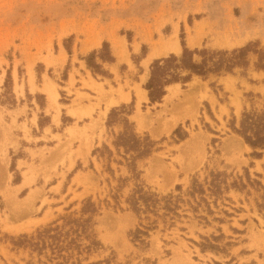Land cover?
<instances>
[{"label":"rangeland","instance_id":"1","mask_svg":"<svg viewBox=\"0 0 264 264\" xmlns=\"http://www.w3.org/2000/svg\"><path fill=\"white\" fill-rule=\"evenodd\" d=\"M174 40L179 51L164 52ZM183 43L241 64L171 84L174 103H153L151 65L181 55ZM94 51L102 73L89 67ZM192 82L201 83L196 104L181 106ZM123 104L137 132L159 142L139 176L114 145L125 114L108 125ZM262 112L264 0H0V264H264V148L234 130L245 114L256 126ZM194 137L197 163L187 171L175 159ZM236 137L248 146L226 148ZM155 154L177 170L170 185L151 168ZM137 184L173 194L179 215L162 200L141 219L127 201ZM32 192L29 209H8L10 197Z\"/></svg>","mask_w":264,"mask_h":264},{"label":"trees","instance_id":"2","mask_svg":"<svg viewBox=\"0 0 264 264\" xmlns=\"http://www.w3.org/2000/svg\"><path fill=\"white\" fill-rule=\"evenodd\" d=\"M184 50L181 55L172 54L169 57L157 59L151 65L152 74L151 79L147 83L146 88L149 90V96L153 103L162 101L163 97L167 94V87L174 83H187L193 76L199 75L204 78L209 77L210 74H220L222 71L231 72L235 65H240L239 62H234L231 64L232 60H226V58H221L218 62H213L211 57L208 55V50L206 49H191L185 43ZM109 43L106 42L104 49L108 48ZM243 48L233 51L234 53H239ZM222 55H226L227 52H220ZM97 51H94L89 59V67L94 69L97 67L95 72L102 73V68L99 64H95L92 61L95 58ZM195 54H200L203 59L199 62L193 60ZM133 109L127 110V105L123 104L119 107H115L111 110L108 120V125L112 126L114 119L124 113L123 122L125 123L124 129L116 136L114 145L116 147L117 154H121L122 149L124 154L122 155L126 164L129 167L131 173L137 176L142 174L139 169V163L141 161L149 158L155 151L159 150L158 141L151 138L149 134H140L137 132L135 124L130 121L128 115L130 116ZM264 117V112L261 113ZM248 114H245V118L242 122V127L237 128L234 126V130L243 136L248 144L254 148H264V118L260 119L256 126L253 125L252 120L247 118ZM105 148H108L105 146ZM109 149V148H108ZM110 150V149H109ZM99 150H97L98 152ZM95 151V154H97ZM111 155L113 151L110 150ZM130 155L127 157V155ZM103 157L102 154L99 155ZM119 164H123L121 160H115ZM128 162V163H127ZM203 189H199L198 192L203 193ZM195 190L193 189L192 193ZM173 194H168L159 198V194L152 192L150 190H145L140 184H137V188L129 195L127 201L130 207L139 215L148 212H154L152 209L159 206L160 201H165L164 208L169 212H173L177 215V209L173 208L171 204V199ZM144 233L141 229H138L135 234Z\"/></svg>","mask_w":264,"mask_h":264},{"label":"bare ground","instance_id":"3","mask_svg":"<svg viewBox=\"0 0 264 264\" xmlns=\"http://www.w3.org/2000/svg\"><path fill=\"white\" fill-rule=\"evenodd\" d=\"M176 38V37H175ZM180 48V43L178 40H174L171 41L168 45H165V50L164 52H169L170 50H174V51H179ZM117 52L118 54L124 58L127 57V49L126 46L123 42H120L117 44ZM191 88L185 93L182 101L183 103H181V106H183L184 104H188V107H190L191 105H195L196 104V97L197 93H199V90L201 89V83L199 82H192L191 83ZM177 85L176 86H171L170 87V92L171 94L166 95L165 96V105L168 106L170 103H174V99L176 96L179 95V90H177ZM50 97L53 101V105L55 107H57V99H58V91L57 88L53 85H50L48 88ZM124 99L129 100V98L127 96L124 97ZM139 99L140 101H144V100H148L147 97V90L146 89H140L139 90ZM115 101L111 100L109 102V105H114ZM186 104V105H187ZM175 108L173 109V112L178 113L179 115H185L189 110H185L184 113H182L181 111H179V105H175ZM72 110V109H71ZM73 111V110H72ZM179 119H181L180 117L175 118L174 120H170L165 124V129L166 130H171L175 124L179 121ZM139 121L142 123V120L139 119ZM160 130L159 127H156L154 129V133L155 134H159ZM246 145L244 143V141L239 138L236 137V140L234 141H229L227 142V144L225 145L226 148H233V147H239V145ZM197 144V139L196 137L186 141L181 147H180V153L179 155L176 157L175 162H177V164H180L185 170H190L192 167H194V165L197 163V159L195 157H193V154L195 152V147ZM84 144H82L83 146ZM81 146V147H82ZM248 146V145H246ZM1 158V157H0ZM2 162L6 160L7 162V158L4 159H0ZM151 168L153 170L158 171V174L162 173L164 178L161 181V186H167L170 185L172 182L175 181L176 175H177V170L176 168L173 166V164H165L162 159L155 154V156H153L151 159ZM30 181V179H27V182ZM34 197V192H32L28 197L22 199V200H16L15 198L10 197L9 198V210L13 209V208H17L19 209L21 212H24L26 209H29L30 206H32L34 204V202L32 201V198ZM10 229H13L15 231L22 229L23 227L20 226H10Z\"/></svg>","mask_w":264,"mask_h":264},{"label":"crops","instance_id":"4","mask_svg":"<svg viewBox=\"0 0 264 264\" xmlns=\"http://www.w3.org/2000/svg\"><path fill=\"white\" fill-rule=\"evenodd\" d=\"M103 83H104V82H103ZM85 93L90 94V95H92V96H95V94H94L93 92L89 91V90L86 91ZM147 96H148V94H147ZM103 107H104V105H103ZM19 141H20V140H18V142H17L18 144H19ZM11 148L14 149L13 147H11ZM11 148H10V150H11Z\"/></svg>","mask_w":264,"mask_h":264}]
</instances>
